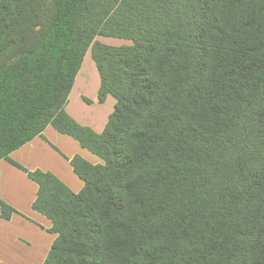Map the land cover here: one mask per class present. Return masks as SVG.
<instances>
[{
	"label": "trees",
	"instance_id": "trees-1",
	"mask_svg": "<svg viewBox=\"0 0 264 264\" xmlns=\"http://www.w3.org/2000/svg\"><path fill=\"white\" fill-rule=\"evenodd\" d=\"M89 49L100 134L64 110ZM48 125L102 164L27 172L43 264H264V0H0V160Z\"/></svg>",
	"mask_w": 264,
	"mask_h": 264
},
{
	"label": "crops",
	"instance_id": "crops-1",
	"mask_svg": "<svg viewBox=\"0 0 264 264\" xmlns=\"http://www.w3.org/2000/svg\"><path fill=\"white\" fill-rule=\"evenodd\" d=\"M90 54L89 49L64 110L77 124L100 134L115 100L108 95L103 103L97 101L101 82L92 57L89 59ZM75 156L92 165L102 164L101 159L82 148L74 138L48 125L41 135L9 154V158L25 171L0 160V201L14 210L9 219H0V264H43L56 234L49 232L50 220L32 209L38 187L27 172H48L76 194L84 184L70 164Z\"/></svg>",
	"mask_w": 264,
	"mask_h": 264
},
{
	"label": "rangeland",
	"instance_id": "rangeland-1",
	"mask_svg": "<svg viewBox=\"0 0 264 264\" xmlns=\"http://www.w3.org/2000/svg\"><path fill=\"white\" fill-rule=\"evenodd\" d=\"M99 41L102 42L103 44L112 45V46L131 45L130 41L122 40V39H115V38H100ZM89 59L91 60V54L89 55ZM94 68H95V65H94Z\"/></svg>",
	"mask_w": 264,
	"mask_h": 264
}]
</instances>
